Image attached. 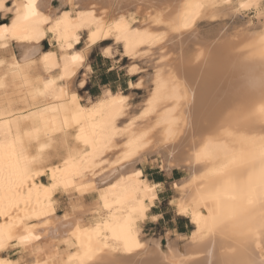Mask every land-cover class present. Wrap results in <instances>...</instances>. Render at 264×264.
<instances>
[{"label": "bare ground", "instance_id": "obj_1", "mask_svg": "<svg viewBox=\"0 0 264 264\" xmlns=\"http://www.w3.org/2000/svg\"><path fill=\"white\" fill-rule=\"evenodd\" d=\"M58 1L0 0V264L15 247L29 264H264V0ZM232 10L258 23L198 31ZM97 48L133 77L153 63L139 112L122 91L73 90ZM150 156L188 173L171 203L194 229L165 248L141 237L158 221V184L137 171Z\"/></svg>", "mask_w": 264, "mask_h": 264}, {"label": "rangeland", "instance_id": "obj_2", "mask_svg": "<svg viewBox=\"0 0 264 264\" xmlns=\"http://www.w3.org/2000/svg\"><path fill=\"white\" fill-rule=\"evenodd\" d=\"M52 5L56 9L60 7L58 0H54ZM233 11L235 13L232 14ZM237 16L240 17L236 18ZM141 19L143 18H139V20ZM216 19H214L213 21L203 20L199 24L198 31L201 33H205L210 30L216 31L218 30L219 27H220L219 30L225 27L224 30H226L229 34L231 32H232L231 34H235L236 32L246 27V25L248 26L250 23L251 24L258 23L257 17L253 11L247 14L239 15V13H236L235 10H232L229 11L227 14H225V16ZM231 27L234 29H232ZM86 40L87 38L86 36H84L81 45L76 48L75 50L76 52H79L81 49L85 47ZM169 46H171V44L167 46L169 50L167 51L168 49L167 48L165 50V53L169 56V59L171 56V60H172L174 56H175L174 58H176L178 55L176 56L175 53L177 52L174 51V48H172V46L171 47ZM44 47L45 49H50V45L48 41L44 43ZM171 48L173 50H171ZM55 49L56 48H54V50ZM117 54L114 59H107L103 56L99 48L94 49L87 58V61L92 68V71L86 73V70H82L75 82L76 84H74L73 90L79 96H81L83 98V102L86 103L89 98L92 99L98 98L103 93L104 90L103 84L107 83L106 85H108V87L112 89L114 92L122 91L126 96L129 97V103H130L129 112L131 114H135L142 109L143 107L142 104H144V101L148 97V92L150 90L149 83L151 81V75L155 71L153 70L154 66L153 63L149 62L146 59L141 60V62L138 61L137 64L142 68L143 72L140 75L133 77L128 74V68H129L128 66L131 64V62L129 63L127 59H122L121 55L119 53ZM146 62L147 64H145ZM141 78H143V82L146 81L145 82L146 84L144 83L145 86L147 85L145 88L134 89L129 87L130 83H135L139 81ZM83 79H86L87 84L84 89H81L79 88V84ZM137 171L142 172L145 178L147 177L150 179L155 178L159 175L164 176L165 183L161 186H158L159 201L156 202L157 204L156 206L158 209H154L153 211L151 210L152 212L150 211L151 212L150 215H153L154 213L163 214L164 219L159 224L156 225L152 223V221H148L146 224H144L141 237L145 240H149V238H154V239L159 238L162 240V245L165 248L167 247V242H168L167 238L168 237L169 239L174 238L173 232L169 231L170 227L172 226V223H170L169 220L175 219V208L172 206L171 202L177 199L178 197L177 186L182 179L188 176V173L183 170H173L171 173H168L164 167L163 159L155 156H150V158L147 157L145 162L139 163L137 166ZM43 180L44 181L47 180L46 175L44 176ZM78 194L79 193L77 188L72 186V187H67L62 193L56 196V201H58L57 210L61 217L65 215V213L71 211L72 209L71 207H73V205L75 206L80 205V203L77 204L79 201ZM95 201H96L95 197L88 198L87 201L84 202V207L90 209L91 208L90 206H92V204ZM183 222H186L187 224L191 225L189 220L187 219H184ZM193 229H194L193 226L189 227L188 229L189 232L188 234L185 235H190ZM168 233L170 234L169 236H167ZM13 250L9 254V257L12 260L16 261L18 264H29L28 262L25 261L24 255L17 247H15Z\"/></svg>", "mask_w": 264, "mask_h": 264}, {"label": "crops", "instance_id": "obj_3", "mask_svg": "<svg viewBox=\"0 0 264 264\" xmlns=\"http://www.w3.org/2000/svg\"><path fill=\"white\" fill-rule=\"evenodd\" d=\"M105 87H108V85H104V88ZM147 179L150 180L152 183L154 182V183L158 184V186L163 185L165 183L164 176H162V175H159V176L152 178V179H150V178H147ZM157 201H159V199ZM154 209H158L156 205L152 208V211ZM152 216L158 217V221L154 222L155 225L159 224L164 219L163 214H161V213H154ZM184 219L185 218H182L175 213V219L169 220V222L172 223V226L170 227L169 231L176 232L180 235L188 234V232H189L188 229H189V227H192V226L187 224L186 222H183Z\"/></svg>", "mask_w": 264, "mask_h": 264}, {"label": "trees", "instance_id": "obj_4", "mask_svg": "<svg viewBox=\"0 0 264 264\" xmlns=\"http://www.w3.org/2000/svg\"><path fill=\"white\" fill-rule=\"evenodd\" d=\"M107 83H104L103 85H106ZM117 92V91H116Z\"/></svg>", "mask_w": 264, "mask_h": 264}, {"label": "water", "instance_id": "obj_5", "mask_svg": "<svg viewBox=\"0 0 264 264\" xmlns=\"http://www.w3.org/2000/svg\"><path fill=\"white\" fill-rule=\"evenodd\" d=\"M44 49H45V47H44Z\"/></svg>", "mask_w": 264, "mask_h": 264}]
</instances>
